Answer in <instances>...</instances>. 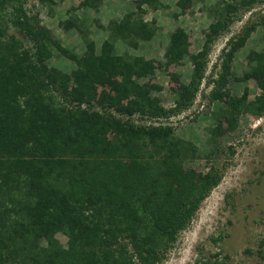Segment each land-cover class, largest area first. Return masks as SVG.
I'll list each match as a JSON object with an SVG mask.
<instances>
[{"label": "trees", "instance_id": "16d2710c", "mask_svg": "<svg viewBox=\"0 0 264 264\" xmlns=\"http://www.w3.org/2000/svg\"><path fill=\"white\" fill-rule=\"evenodd\" d=\"M259 3L217 4L196 54L189 52V33L177 27L159 63L126 50L118 54L116 44L136 51L151 42L156 21L144 16L164 9L161 0H137L135 12L99 26L108 36L99 48L78 18L59 22L82 37L80 55L52 39L26 0H0V264L164 263L223 175L212 162L204 173L190 169L199 159L193 141L172 126L136 125L133 116L168 119L189 109L213 44ZM192 4L178 0L179 16ZM101 5L80 0L78 7L97 12ZM258 25L264 28V17ZM258 25H244L221 51L220 76L209 95L219 106L211 115L214 137L233 130L243 114L264 115V51L247 56L253 66L243 80L255 82L253 100L248 90L236 98L225 86L235 54ZM54 50L75 69L50 67ZM188 56L190 79L178 83L175 106L166 109L153 96L162 91L156 72ZM225 258L213 254L197 263L226 264Z\"/></svg>", "mask_w": 264, "mask_h": 264}, {"label": "rangeland", "instance_id": "374dc122", "mask_svg": "<svg viewBox=\"0 0 264 264\" xmlns=\"http://www.w3.org/2000/svg\"><path fill=\"white\" fill-rule=\"evenodd\" d=\"M137 0H102L97 12L78 7L80 0H54L49 7L41 0H26V7L39 14L42 26L48 28L54 41L71 49L77 55L85 50V43L75 30H63L59 22L78 18L82 29L89 32L97 48L107 39L104 28L111 20H120L125 14L136 11ZM178 0H161L164 9L157 12L146 11L145 20L156 21L155 38L142 44L140 50H132L121 42L116 44L118 54L125 50L132 55L142 56L164 63V52L169 34L177 27L184 28L190 35V54H196L204 41L203 33L213 21V11L217 4L229 0H191V8L185 16H179ZM74 9V10H73ZM175 14L178 15L175 18ZM264 0L248 13L242 14L240 21L234 23L212 46L205 69L204 79L196 93L192 106L168 119H140L133 116L136 125H168L175 129L178 137L193 141L199 149V159L189 165L190 169L207 172L209 165L216 164L222 173L220 184L200 204L189 227L180 233L174 248L169 251L163 264H199L200 257L208 258L219 254L226 264H264L260 252L264 254V115L251 114L239 116L235 128L221 136L214 137L211 130L215 126L213 112L218 102H212L210 92L215 86L212 82L220 76V54L228 39L235 37L244 27L263 20ZM264 51V28L256 26L245 46L235 54L226 89L232 97L240 98L248 90V100L259 94L253 80H243L253 64H249L248 54ZM50 67L66 73L75 69L74 64L53 51ZM169 73H172L169 75ZM192 73L191 60L186 57L179 66H171L156 72L155 82L162 87L161 92L153 93L166 109L175 106L174 89L178 83L186 84ZM171 75L177 76L175 82ZM222 106H224L222 104ZM212 155V158L210 156ZM210 158V159H209ZM213 160V161H212ZM65 245L67 238L58 236ZM221 238L217 243L213 239ZM249 251V252H248Z\"/></svg>", "mask_w": 264, "mask_h": 264}]
</instances>
